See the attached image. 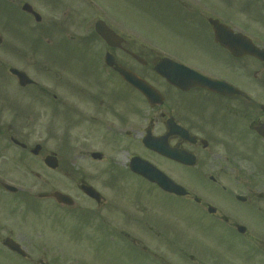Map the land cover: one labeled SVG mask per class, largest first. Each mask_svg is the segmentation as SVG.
<instances>
[{
    "label": "flooded vegetation",
    "instance_id": "af4514ba",
    "mask_svg": "<svg viewBox=\"0 0 264 264\" xmlns=\"http://www.w3.org/2000/svg\"><path fill=\"white\" fill-rule=\"evenodd\" d=\"M90 1L0 0V160L18 149L35 161L37 199L51 200L61 215L84 217L92 224L88 239L103 246L108 239L126 238L154 261V240L175 237L190 247L155 218L156 207L169 199L182 200L188 216L212 234L228 229L264 246V0H153L171 17L172 32L189 39L181 44L210 64L165 47ZM98 21L110 30L108 38L96 32ZM12 69L29 77L33 70L39 77L20 86ZM22 104L21 123L37 120L42 129L32 145L29 135L4 130L12 127L3 120L5 112L18 113ZM44 124L50 133H43ZM49 155L54 168L45 163ZM6 167L5 161L0 192L18 202L23 192L6 188ZM156 170L182 192L154 182ZM123 174L138 188L131 198L117 190L129 185ZM53 192L67 197L55 198ZM111 206L118 218L109 215ZM6 219L0 217V223ZM8 238L19 252L3 245ZM23 238L9 229L0 237V251L25 264L87 261L47 238L33 253Z\"/></svg>",
    "mask_w": 264,
    "mask_h": 264
},
{
    "label": "rangeland",
    "instance_id": "374dc122",
    "mask_svg": "<svg viewBox=\"0 0 264 264\" xmlns=\"http://www.w3.org/2000/svg\"><path fill=\"white\" fill-rule=\"evenodd\" d=\"M96 1L121 22L137 28L165 47L176 48V52L191 60L205 64L211 63V60L209 61L204 54L195 53L194 48L184 45L189 41L187 37L186 39L182 38L181 35L177 37L172 32L171 17L166 12L165 7L158 9L153 0ZM72 32L77 33L73 30ZM69 67L72 68V65L69 64ZM215 67L219 69V66ZM51 71L48 70L50 73ZM30 73V77L37 81L39 77L37 72L30 70ZM39 79L47 83V80L42 76ZM6 81L11 83L9 79ZM38 103V101L31 103L27 110L35 109ZM25 108L23 104L17 106L21 114L13 110L5 112L3 120L12 127L4 128V130L6 135L12 134L15 137L29 135L32 137L29 140V145H32V141L40 136L42 129L37 120L28 123L23 120V124L21 123L23 119L21 115ZM49 129V126L44 124L43 133H50ZM47 146L53 149L54 145L48 143ZM16 151L9 152L5 160L2 158L0 167L4 166L6 161V168L10 172L4 176L5 180L23 189V194L17 200L18 202H15L17 197L9 195L10 198H8L6 194L0 192V217L7 218L6 222L0 223V237L8 233L9 229L14 234L23 233L25 238L21 241L25 249L33 250V253H38L36 251L42 246L40 245L41 240L47 238L46 242L54 243L60 240V247L66 254L87 258L85 264H264L263 245L255 244L250 240L245 241L233 235L228 229H218L215 230L214 234L210 233L208 225L199 221L195 222L191 216H188L185 203L178 199H169V202L164 205L157 204L159 205L156 207L158 217L155 218L160 225L165 222L164 226L169 236L174 233V236L181 237L182 241L185 240V243L192 247L183 248L182 242L174 239L175 237H170L164 241L154 240L151 251L156 259L154 261L150 255L144 254L143 251L130 244L126 238L108 239L106 246H103L100 240L93 239L90 241L87 233L91 231L92 224L88 220L81 216L61 215L56 211L51 200L37 199L36 194L41 189L40 182L35 176L38 167L36 163H33L35 161L19 155ZM173 175L184 183L192 184L189 177H185L177 169H173ZM122 179L129 185L120 184L117 190L124 191L122 198L126 193L131 198L138 188L130 175L123 174ZM117 196L120 198V194ZM143 198L147 200V197ZM11 200L13 201L10 202ZM113 208L114 206L110 207L109 215L118 218L117 211L111 212ZM186 214L187 216L184 218ZM132 221L128 220V222ZM213 227L214 229L220 228V225L213 224ZM217 231H222V233L215 235ZM136 236L138 237V235ZM147 240L151 241L149 238ZM1 246L0 243V248ZM2 252L0 251V264H25L19 259H12L10 256L2 254ZM71 263L73 262H69V264Z\"/></svg>",
    "mask_w": 264,
    "mask_h": 264
},
{
    "label": "water",
    "instance_id": "95a60500",
    "mask_svg": "<svg viewBox=\"0 0 264 264\" xmlns=\"http://www.w3.org/2000/svg\"><path fill=\"white\" fill-rule=\"evenodd\" d=\"M100 32H103V31H100ZM120 72H123V70L120 69ZM16 73L18 74V76H19V78H20V81H21V82H24L26 76L23 75V74H21V73H19V72H16ZM168 184H169L170 186H172L173 190L176 191V192H179V191L181 190V188L178 187V186H177L176 184H174L173 182L168 181ZM53 195L56 196V197H58V198H63V197H65L64 195H61L60 193H57V192H56V193H53ZM7 244H8L10 247L16 248L15 244H14V245H11V244H9V243H7Z\"/></svg>",
    "mask_w": 264,
    "mask_h": 264
}]
</instances>
